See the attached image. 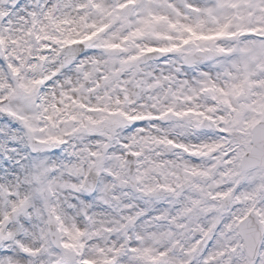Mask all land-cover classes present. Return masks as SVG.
<instances>
[{
    "label": "snow or ice",
    "instance_id": "snow-or-ice-1",
    "mask_svg": "<svg viewBox=\"0 0 264 264\" xmlns=\"http://www.w3.org/2000/svg\"><path fill=\"white\" fill-rule=\"evenodd\" d=\"M0 264H264V0H0Z\"/></svg>",
    "mask_w": 264,
    "mask_h": 264
}]
</instances>
